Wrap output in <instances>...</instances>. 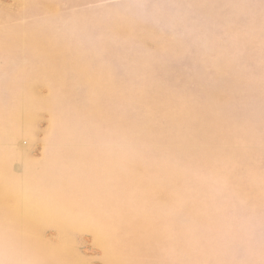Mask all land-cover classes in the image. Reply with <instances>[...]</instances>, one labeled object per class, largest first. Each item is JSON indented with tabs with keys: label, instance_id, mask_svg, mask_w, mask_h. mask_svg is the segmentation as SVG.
Returning a JSON list of instances; mask_svg holds the SVG:
<instances>
[{
	"label": "rangeland",
	"instance_id": "374dc122",
	"mask_svg": "<svg viewBox=\"0 0 264 264\" xmlns=\"http://www.w3.org/2000/svg\"><path fill=\"white\" fill-rule=\"evenodd\" d=\"M0 264H264V0H0Z\"/></svg>",
	"mask_w": 264,
	"mask_h": 264
}]
</instances>
